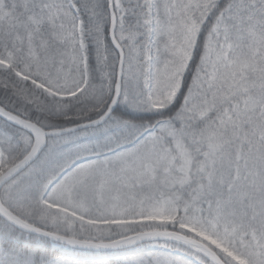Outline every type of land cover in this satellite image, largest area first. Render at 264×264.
<instances>
[{
    "label": "snow or ice",
    "instance_id": "snow-or-ice-1",
    "mask_svg": "<svg viewBox=\"0 0 264 264\" xmlns=\"http://www.w3.org/2000/svg\"><path fill=\"white\" fill-rule=\"evenodd\" d=\"M0 264H264V0H0Z\"/></svg>",
    "mask_w": 264,
    "mask_h": 264
}]
</instances>
